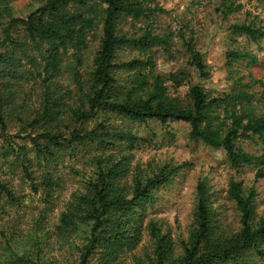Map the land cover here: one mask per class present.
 I'll list each match as a JSON object with an SVG mask.
<instances>
[{"label":"trees","instance_id":"1","mask_svg":"<svg viewBox=\"0 0 264 264\" xmlns=\"http://www.w3.org/2000/svg\"><path fill=\"white\" fill-rule=\"evenodd\" d=\"M11 1L0 0V264H50L43 254L47 234L34 231L18 241L6 215L13 210L19 215L25 190L48 203L60 187L54 167L60 156L68 153L72 159L82 150L94 167H88L59 214L54 236L67 250L58 264H118L145 229L152 251L134 264H255L256 258L264 259V218L255 221L254 193H245L242 181L231 180L226 190L239 213L237 233L223 234L203 180L196 185L193 224L180 252L159 224L150 221L144 228L137 208L183 166L148 178L128 175L126 159L115 161L107 152L119 145L133 150L142 140L105 123L109 116L162 126L183 122L191 142L223 151L236 173L249 167L255 178H263L264 92L256 98L250 91L260 83L240 77L220 95L197 84L177 95L189 83V68L201 79L209 73L191 24L173 17L159 0H35L39 6L25 17L13 14ZM252 1L264 3L219 0L220 14L226 19ZM243 12L242 23L229 26L232 36L264 40V17ZM125 49L136 55L120 61ZM159 61L174 65L164 73ZM238 61L252 64L256 58L249 51L227 53L229 66ZM244 144L259 151L248 153Z\"/></svg>","mask_w":264,"mask_h":264},{"label":"rangeland","instance_id":"2","mask_svg":"<svg viewBox=\"0 0 264 264\" xmlns=\"http://www.w3.org/2000/svg\"><path fill=\"white\" fill-rule=\"evenodd\" d=\"M159 2L166 10L173 12V17L179 21L187 20L191 24L197 39V49L202 54L209 73L207 79H201L192 68H189V83L180 88L177 95L183 96L188 87L195 84L202 86L211 95H220L229 92L236 80L242 77L244 83L252 81L260 83L250 88L256 98H259L258 96L264 92V40L253 43L245 37L232 36L229 26L242 23L244 10H250L253 14L260 13L263 18V2L252 1V4L246 5L242 12L226 19L220 14L219 0H159ZM11 5L13 14L17 17H25L39 6L35 0H12ZM233 50L249 51L256 61L252 64L238 61L229 66L227 53ZM134 55L136 53L131 49L119 52L120 61H125ZM183 63H186L185 60L180 62L181 65ZM172 65L174 64L159 61L158 68L167 73ZM126 76L122 74V78ZM109 117H105V123L128 131L142 140L133 150H128L125 145H119L107 152L115 161L126 159L128 175L138 174L148 178L163 168L183 166L168 185L158 187L152 193L153 199L150 202L141 204L136 210L144 217V228L152 221L170 235L176 253L180 252L181 241L187 239L193 224L196 185L199 180H203L210 187L214 216L219 227L224 230L222 231L224 235L237 233L240 229L239 213L235 204L226 196L228 183L231 180L242 181L245 193L253 190L255 221L264 218V177L255 178L254 171L249 167H244L241 174L231 170L223 151L212 150L200 142H191L188 139L187 124L168 122L162 126L155 121L136 123L117 116ZM16 141L20 143L19 140ZM244 148L248 153L259 151L258 146L244 144ZM88 151L92 155H100L99 150ZM86 152L76 151V157L72 159L69 158L68 153L60 156L54 166L57 168V175L61 177L60 187L52 193L48 203H44L41 196H35L25 190L26 197L23 199L19 215L14 210L6 215L11 221L9 225L14 226L13 229L16 230L18 237L15 239L18 241H24L25 237L34 231H37L38 235L47 234L48 237L44 239L43 254L50 264L52 262L58 264L66 256L67 247L56 242L54 231L65 203L81 186L82 177L88 172V167H94L89 164V156L85 155ZM12 184L17 186L19 178H13ZM42 210L44 213L41 215ZM151 251V238L145 229L136 248L129 254L125 252L120 255L118 264H134L138 261L137 258L144 259ZM255 264H264V259L256 258Z\"/></svg>","mask_w":264,"mask_h":264}]
</instances>
